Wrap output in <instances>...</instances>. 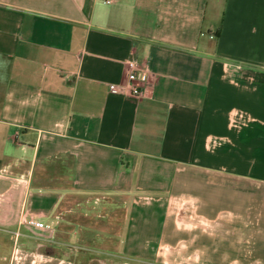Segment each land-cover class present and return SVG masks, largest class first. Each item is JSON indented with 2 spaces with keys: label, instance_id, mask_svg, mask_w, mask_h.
<instances>
[{
  "label": "crops",
  "instance_id": "1",
  "mask_svg": "<svg viewBox=\"0 0 264 264\" xmlns=\"http://www.w3.org/2000/svg\"><path fill=\"white\" fill-rule=\"evenodd\" d=\"M182 194L264 264V0H0V264H145Z\"/></svg>",
  "mask_w": 264,
  "mask_h": 264
},
{
  "label": "rangeland",
  "instance_id": "2",
  "mask_svg": "<svg viewBox=\"0 0 264 264\" xmlns=\"http://www.w3.org/2000/svg\"><path fill=\"white\" fill-rule=\"evenodd\" d=\"M172 200L173 202L168 208L169 197H163L162 199L168 215L164 223L167 234L162 237L161 243L163 246L158 250L159 255H157V249L154 252H147V262L145 264H208L207 260L217 258L216 254H218V251L211 252L209 256L207 255L208 252L205 253L203 250L206 243L203 235L207 232H211L214 245L219 244V240H222V242L226 241V245H224L225 252L223 253L225 254V259L229 260L230 256L234 254L232 247L236 239H240L239 235L233 234L235 226V223L232 222L233 220H230L231 223L228 224L227 229L228 234H231L218 235L217 222L209 221L203 217V204L194 195L182 194L175 196ZM226 215L229 217L234 216L229 212ZM243 219L245 223L247 220ZM250 237V235H243L244 250L242 257L244 262L236 264H246L247 259L253 258Z\"/></svg>",
  "mask_w": 264,
  "mask_h": 264
},
{
  "label": "built area",
  "instance_id": "3",
  "mask_svg": "<svg viewBox=\"0 0 264 264\" xmlns=\"http://www.w3.org/2000/svg\"><path fill=\"white\" fill-rule=\"evenodd\" d=\"M107 2H112V0H106ZM129 72L128 81L125 83H110L109 88L114 92H129L132 96L141 97L142 89L139 86L137 80L139 78L137 70L140 69V64L136 59H129L127 61ZM144 70V69H142ZM146 73V71H143ZM21 224L32 226L39 229H51L54 225L52 223L45 222L39 219L35 214L24 212L21 216Z\"/></svg>",
  "mask_w": 264,
  "mask_h": 264
}]
</instances>
